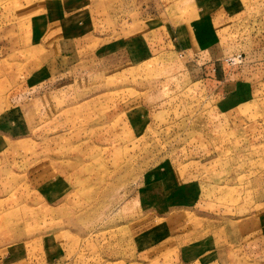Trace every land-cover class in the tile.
<instances>
[{
    "label": "rangeland",
    "instance_id": "rangeland-1",
    "mask_svg": "<svg viewBox=\"0 0 264 264\" xmlns=\"http://www.w3.org/2000/svg\"><path fill=\"white\" fill-rule=\"evenodd\" d=\"M67 2L0 0V264H264V0Z\"/></svg>",
    "mask_w": 264,
    "mask_h": 264
},
{
    "label": "crops",
    "instance_id": "crops-1",
    "mask_svg": "<svg viewBox=\"0 0 264 264\" xmlns=\"http://www.w3.org/2000/svg\"><path fill=\"white\" fill-rule=\"evenodd\" d=\"M48 3L49 6L52 5H57L58 4V11L61 9H64V6H67L68 2L67 0H44ZM48 10H46L44 13L41 14V16H38L33 19V15L31 17L32 21L37 22L36 26L34 27L33 34L30 36L31 41H38L39 42V48L42 49L43 53L46 54V57H50L52 54L53 55H59L64 58V62H71L72 60L77 61L76 59V54L77 52L80 51V48H82V40L78 37L76 32H71V24H68L67 20H63L65 13L63 16H58V19L55 20L54 17L52 18L51 16L48 17ZM48 21L53 22L51 27L48 28ZM39 26V28H37ZM43 27H46V29L43 31ZM74 58V59H73ZM71 59V60H70ZM215 58H207V57H201L200 63L205 64L203 65V69L206 70V72H201L204 80H208V76L211 77L210 69L213 70V67H210L208 64L212 63V60ZM48 66L46 68L50 69V64H47ZM218 66L214 69L213 77L217 85L219 86V89H223L222 91H226L230 88L233 89L236 86V83L233 81V79H225L226 76L230 75L232 76V71L231 73L227 74L224 72L222 65L219 63L217 64ZM202 69V68H200ZM232 78V77H231ZM221 80H225L224 83H220ZM226 82V84H225ZM223 88H220L221 86ZM231 93V91L229 92ZM228 93V94H229ZM228 101H232L233 98L227 97L226 98ZM252 234L255 235L257 234V230H252ZM259 235V234H258ZM256 235V237H253L251 241V246H257L258 241H259V236ZM253 248V247H252Z\"/></svg>",
    "mask_w": 264,
    "mask_h": 264
},
{
    "label": "built area",
    "instance_id": "built-area-1",
    "mask_svg": "<svg viewBox=\"0 0 264 264\" xmlns=\"http://www.w3.org/2000/svg\"><path fill=\"white\" fill-rule=\"evenodd\" d=\"M236 58H237V56H236ZM236 58H230L229 61L234 62L236 60Z\"/></svg>",
    "mask_w": 264,
    "mask_h": 264
}]
</instances>
